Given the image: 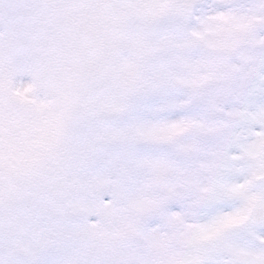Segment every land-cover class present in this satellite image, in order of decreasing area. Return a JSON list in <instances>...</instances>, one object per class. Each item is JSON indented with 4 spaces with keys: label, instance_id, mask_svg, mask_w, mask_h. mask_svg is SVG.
Listing matches in <instances>:
<instances>
[{
    "label": "snow or ice",
    "instance_id": "snow-or-ice-1",
    "mask_svg": "<svg viewBox=\"0 0 264 264\" xmlns=\"http://www.w3.org/2000/svg\"><path fill=\"white\" fill-rule=\"evenodd\" d=\"M0 264H264V0H0Z\"/></svg>",
    "mask_w": 264,
    "mask_h": 264
}]
</instances>
